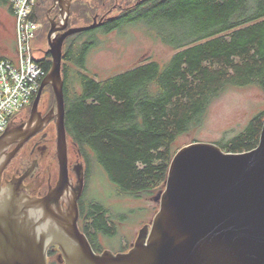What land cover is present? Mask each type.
<instances>
[{"label":"trees","instance_id":"16d2710c","mask_svg":"<svg viewBox=\"0 0 264 264\" xmlns=\"http://www.w3.org/2000/svg\"><path fill=\"white\" fill-rule=\"evenodd\" d=\"M54 1L37 0L33 18L43 23L40 31L50 29L47 10ZM80 15L91 23L96 16L104 20L64 44L67 135L86 164V178L96 165L121 194L156 197L174 156L189 144L179 139L201 127L214 99L231 87L264 91V0H72L69 27ZM140 24L175 51L169 61L144 63L103 81L86 72L92 45L87 34ZM46 57L48 75L52 57ZM263 126L264 111L228 142L216 144L228 153L252 151ZM79 226L96 252L102 251L99 233L114 236L109 211L97 201L83 199ZM55 253L49 252L50 264H59Z\"/></svg>","mask_w":264,"mask_h":264},{"label":"water","instance_id":"95a60500","mask_svg":"<svg viewBox=\"0 0 264 264\" xmlns=\"http://www.w3.org/2000/svg\"><path fill=\"white\" fill-rule=\"evenodd\" d=\"M72 0H55L61 21L50 18L52 69L34 99L31 117L10 126L0 138V264H50L57 247L61 264H264V126L257 148L228 153L214 143L192 142L174 156L159 210L127 252L97 253L80 230L79 199L85 169L76 168L69 192L68 135L65 125L63 50L67 38L98 28L69 27ZM51 86L56 106L43 117L39 104ZM57 118L60 179L45 198L31 197L21 179L3 186V173L25 143ZM16 145V146H15ZM13 146L15 148L9 151ZM62 201L66 202V206Z\"/></svg>","mask_w":264,"mask_h":264},{"label":"rangeland","instance_id":"374dc122","mask_svg":"<svg viewBox=\"0 0 264 264\" xmlns=\"http://www.w3.org/2000/svg\"><path fill=\"white\" fill-rule=\"evenodd\" d=\"M0 4L4 3L0 2ZM50 9L47 10V15ZM55 11L58 12L57 15L50 13L49 17L61 21L59 6L51 12ZM39 14L42 15L40 10ZM91 24L88 16L80 15L74 17L71 28L86 27ZM43 27L42 23L41 29ZM153 31L140 24L110 34L102 31L92 35L87 34L92 45L87 58L86 72L97 81H103L144 63L151 61L166 63L175 51L157 39ZM48 33L39 31L33 43L39 56H46L43 53L46 54L49 49ZM51 95L50 87L45 88L43 98L49 100ZM263 111L264 91L256 86L231 87L210 104L201 127L190 135L181 137L179 141L182 145L193 140L214 144L228 142L241 133L252 118ZM68 145L72 147L70 138ZM76 155V148H73V160H76ZM154 198L149 195L132 197L121 194L109 181L105 171L96 165L93 166L90 177L86 180L83 199L104 204L114 228L113 237L105 236L103 233L97 235L101 249L116 253L134 244L140 230L152 223L159 210Z\"/></svg>","mask_w":264,"mask_h":264},{"label":"flooded vegetation","instance_id":"af4514ba","mask_svg":"<svg viewBox=\"0 0 264 264\" xmlns=\"http://www.w3.org/2000/svg\"><path fill=\"white\" fill-rule=\"evenodd\" d=\"M56 106V100L53 102L52 98L46 100V98H41L39 104V111L43 117H46L48 113ZM32 109V108H31ZM31 109L23 112L22 115L14 119L10 126H15L28 121L31 117ZM69 138V137H68ZM57 142H58V130H57V118H53L50 122L43 125L42 130L30 138L25 145L19 150L12 161L9 163L7 168L3 173L2 183L6 186L8 181L16 179H21L25 191L35 198H45L51 191L57 188L58 181L60 179V162L57 156ZM16 146V145H15ZM15 146H13L9 151H12ZM73 148L76 146L72 142V147L68 145V159H69V192L76 187V168L80 163L84 165L85 169V187L84 192L79 199V209L80 218L79 224L81 222V206L83 201V196L86 190V166L84 164L82 155L80 151L76 148V160L72 159ZM65 204L66 202L62 201ZM133 247V243L123 251H118L116 253L127 252ZM57 247H52L51 250L56 251ZM50 250V251H51ZM108 249L102 250V253ZM113 252V251H112ZM114 253V252H113ZM57 256V253H55ZM60 254L58 256V263H60Z\"/></svg>","mask_w":264,"mask_h":264},{"label":"built area","instance_id":"2783aa9c","mask_svg":"<svg viewBox=\"0 0 264 264\" xmlns=\"http://www.w3.org/2000/svg\"><path fill=\"white\" fill-rule=\"evenodd\" d=\"M6 1L15 17L17 43L15 59H0V138L32 104L47 76L46 56H39L33 46L42 28V23L33 18L37 0Z\"/></svg>","mask_w":264,"mask_h":264},{"label":"crops","instance_id":"0c3cea01","mask_svg":"<svg viewBox=\"0 0 264 264\" xmlns=\"http://www.w3.org/2000/svg\"><path fill=\"white\" fill-rule=\"evenodd\" d=\"M0 59H15L16 22L10 4L0 0Z\"/></svg>","mask_w":264,"mask_h":264}]
</instances>
